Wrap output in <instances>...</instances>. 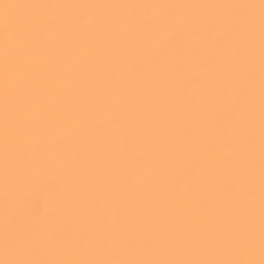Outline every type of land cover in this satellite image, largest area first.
<instances>
[{
    "label": "snow or ice",
    "instance_id": "obj_1",
    "mask_svg": "<svg viewBox=\"0 0 264 264\" xmlns=\"http://www.w3.org/2000/svg\"><path fill=\"white\" fill-rule=\"evenodd\" d=\"M0 264H264V0H0Z\"/></svg>",
    "mask_w": 264,
    "mask_h": 264
}]
</instances>
